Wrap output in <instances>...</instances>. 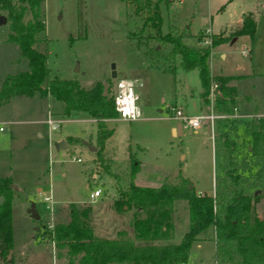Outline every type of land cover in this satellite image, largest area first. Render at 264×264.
Masks as SVG:
<instances>
[{
	"label": "rangeland",
	"instance_id": "obj_1",
	"mask_svg": "<svg viewBox=\"0 0 264 264\" xmlns=\"http://www.w3.org/2000/svg\"><path fill=\"white\" fill-rule=\"evenodd\" d=\"M259 1L264 4V0ZM170 2L172 0L158 3L161 32H165L171 19L180 27L184 20H190L188 29L191 34L207 25L205 7L208 4L210 8L213 0H184L181 4ZM41 11L43 28L34 47L45 54L50 73L63 79H75L83 88L104 83V93L109 97L113 95V82L121 75L129 80L137 73L142 85L134 83L133 86L136 95L134 107L138 111L135 120L108 124L113 128V135L108 140L113 146L112 159L110 150H105L104 146L102 154L109 174L102 173L93 161V153L88 150L87 144L96 148L93 142L95 126L88 116L75 111L64 115L67 117L61 121L59 128L49 134L47 150V128L42 121L47 112L63 115L60 109L53 108L59 103L36 94L31 97L12 96L0 104V123H4L2 128L5 129L4 133H0V177L8 172L11 183L19 189L10 207V253L16 260L15 264H67L64 258H56L50 242L40 237L42 223L49 230V211L35 189L46 191L49 184L54 202L51 225L61 223L64 216L67 221L70 204L78 209L88 207V224L93 234L106 239L114 237L118 227L119 231L130 233L133 210L127 211L125 217L117 222L109 208L110 200L117 195L116 188L125 182L121 172L126 170L127 150L146 165L158 166L162 173L160 176L158 170L155 172V169L145 166L137 173L133 184L157 186L164 176L167 175L165 179L171 178L176 170L174 168L178 171L183 168L191 173L193 187L207 190V193L211 183L205 171L211 173L212 165V171L218 174L220 159L218 141L210 138V128L205 121L201 122L196 134L184 129L179 136L171 135L169 129L173 120L169 118L165 106L170 102L180 105L187 115L196 113L199 109L196 94L200 92L198 74L194 69L180 71L176 58L173 72L161 71L151 64V60L145 61L141 55L142 48L135 46L133 40L127 37L128 32L138 25V17L128 4L119 0H42ZM257 30L256 36L260 40L264 37V24H260ZM6 33L3 23L0 25V82L5 74L12 75L26 69L18 48L5 40ZM198 33L201 35L198 41L189 37L182 38L181 42L189 47L203 46V40L210 34L204 33V30ZM240 42L236 40L230 45L216 47L220 52L209 55L208 71L211 75L233 74L227 84L233 85L236 90L233 112L236 110L242 117L218 119L212 133L219 132V125L225 126V129L235 127L231 137L242 149L245 146L243 143L247 145L250 142L245 123L256 118L264 122V48L259 45L252 56L244 58L239 54ZM111 64L114 79L109 75ZM189 91L195 95L185 97L182 102V95ZM204 107L209 108L205 104ZM37 133L40 137L36 136ZM65 136L76 137L79 143H70L66 149L56 148L54 142ZM136 145L142 149H137ZM94 188H98L101 194L89 198ZM258 189L262 193L252 207V214L264 218V178ZM29 206H32L40 222L41 230L37 235H34L35 223L29 218ZM183 229L181 218L176 224L174 238ZM210 255L209 246L196 249L192 244L185 264H212Z\"/></svg>",
	"mask_w": 264,
	"mask_h": 264
},
{
	"label": "trees",
	"instance_id": "obj_2",
	"mask_svg": "<svg viewBox=\"0 0 264 264\" xmlns=\"http://www.w3.org/2000/svg\"><path fill=\"white\" fill-rule=\"evenodd\" d=\"M119 1L128 4L138 17V25L127 37L142 48L143 58L151 60L161 71L173 72L175 58L180 71L194 69L204 103L213 80L216 92L211 99L212 113L232 115L236 90L227 83L233 76L209 74L208 55L212 48L232 36L251 38L254 31L251 17L242 16L240 27L229 35L210 34L208 45L189 47L181 42L182 38L190 37L186 30L167 23V29L161 32L158 3L163 0ZM41 2L0 0V15L5 17L7 29L5 40L18 48L26 63V69L5 74L1 79L0 104L12 96L37 94L59 103L63 115L75 111L88 116L95 126L93 161L103 174H109L102 149L111 134L104 120L116 118L112 96L101 93L100 83L83 88L75 79L59 78L49 72L45 54L34 47L43 28ZM200 36L198 33L193 37L198 41ZM244 127L250 142L242 149L231 137L235 127L212 135L218 141L220 155L213 195L196 194L189 179L178 171L157 186H135L132 179L138 163L127 155L126 170L121 172L124 185L116 188L117 195L109 208L116 214L133 210L129 234L116 231L114 237L106 239L94 235L88 224L90 208L78 209L70 204L67 221L56 222L51 231L42 223L40 237L52 242L56 258H64L67 264H180L186 262L192 244L204 241L213 244L212 264H264V218L252 214V207L262 193L258 186L264 178V122L260 118L250 119ZM64 141L79 143L76 137H66ZM13 196L10 178L0 177V264L8 261L12 247ZM181 218L184 229L174 238ZM33 222L37 235L40 222Z\"/></svg>",
	"mask_w": 264,
	"mask_h": 264
},
{
	"label": "crops",
	"instance_id": "obj_3",
	"mask_svg": "<svg viewBox=\"0 0 264 264\" xmlns=\"http://www.w3.org/2000/svg\"><path fill=\"white\" fill-rule=\"evenodd\" d=\"M182 1H184V0H177V1H172V2H170L171 4L172 3H178V4H181V2ZM262 6H264V4H263V2H260L259 0H213V3H212V6L209 8L208 7V4H206V7H205V9H206V17H207V25H205V26H203V27H200V28H198V30L194 33V34H191L190 32H189V21L190 20H188V22L186 23L185 22V20L181 23V27L180 26H176V24H175V21L173 20V19H171V21L170 22H167V23H172L174 26H176L178 29H184V30H186L189 34H190V37H193V36H195V34H198V32H200V31H203V30H207L208 31V33L209 34H219V35H222V36H226V35H229V34H231V32H233L234 30H236V29H238L239 27H240V22H241V18H242V16H244V15H246V14H248L250 17H251V19H252V22H253V24H254V31H253V35H252V37L251 38H246V37H244V36H232L231 37V41L230 40H228L227 42H224V43H221V44H218V45H216L214 48H212L211 50H210V52H209V55L211 54V53H213V54H215V53H219L220 51L218 50V49H215L216 47H218V46H220V45H222V44H228V45H230L231 43H233V42H235L236 40H240L241 42H240V49L242 48V47H244L245 48V52H246V55L244 56V58L245 57H248L250 54H251V56H252V54H253V52L257 49V46H259V45H261L263 48H264V37H262L260 40H259V37H257L256 35H257V29H258V26L260 25V24H264V11H263V7ZM213 15H214V17H213ZM189 37H187L186 39H188ZM193 40H195V38L193 37ZM196 42V41H195ZM198 43V42H197ZM244 44V45H243ZM239 49V50H240ZM240 54V53H239ZM209 55H208V57H209ZM241 56V55H240ZM241 57H243V56H241ZM209 60V59H208ZM145 61H146V59H145ZM149 68H151V66H149ZM153 69H155V68H153ZM155 70H157V69H155ZM215 75V74H214ZM218 75H221V74H218ZM233 75V74H232ZM232 75H221V76H232ZM114 77H115V74H114ZM118 78H125L126 79V77H124V76H122L121 75V77H118ZM132 78L133 79H129L130 81H132V84H133V86H134V83H137V85H142V83H141V78H140V76L137 74V73H134V75H132ZM113 85H114V82H113ZM113 89V88H112ZM199 91H200V89H199ZM199 94H200V92H197V94H196V96L198 97V107H199V109H198V111L196 112V113H192L193 115H196V114H200V113H204V112H208L210 109H211V100H209L208 99V96H207V102H202L201 101V97L199 96ZM195 94L192 92V91H189L187 94H183L182 95V102H184L185 101V97H188V98H192L193 96H194ZM174 96H175V94H174ZM168 103V105H173V106H175V104L174 103H170V102H167ZM204 104L205 105H207V107H209V108H206V107H204ZM177 107H179V108H181V110L183 109L180 105H176ZM58 108V109H60V105L59 106H53V108ZM52 108V109H53ZM165 108H166V106H165ZM50 113L49 112H47V114H46V116L47 115H49ZM51 115V114H50ZM49 115V116H50ZM52 119L53 118H56V119H59L60 120V123H61V121L62 120H64V119H66V117L67 116H64V115H61V116H56V114L54 115V113H53V115H51L50 116ZM233 117H242L241 115H238L237 113H236V110H235V112H233V114L230 116V117H228V118H233ZM46 118V117H45ZM90 119V118H89ZM45 120V119H44ZM91 121H92V123H93V120L92 119H90ZM125 121V120H121V119H117V118H115V119H106V120H104V123L106 124V126H108V128H110L111 129V134H110V136L109 137H107L106 139H105V144H104V149L105 150H110V158H111V155H112V151H113V146L111 145V143L108 141L109 140V138L113 135V128L111 127V126H109L108 124H109V122H117V121ZM134 121V120H133ZM43 123H44V121H42ZM108 122V123H107ZM127 122H129V121H127ZM59 123V124H60ZM177 122H175L174 120H173V125H171L170 126V131H171V135L172 136H179V135H181L182 134V129L180 128L179 130H177L176 129V124ZM1 124V126L4 124V123H0ZM45 124V123H44ZM208 124V123H207ZM215 125H216V123H215ZM59 126V125H58ZM209 126V125H208ZM59 128V127H58ZM200 129V128H199ZM198 129V130H199ZM217 129H219V132L220 131H224L225 130V126H222L221 127V125H219V127H217ZM198 130H196L195 132H192V133H194V134H196V132L198 131ZM4 131H5V129L2 131V132H0V133H4ZM209 131H210V129H209ZM215 132L217 131V130H214ZM212 135H213V133H212ZM212 135H211V131H210V138L212 139ZM36 136H38V137H40V134H38L37 133V135ZM66 137H69V136H65V137H63L62 139H59V140H63V142L65 143V141H64V139L66 138ZM58 139L55 141V142H57V141H59ZM45 141H46V138H45ZM235 142H237V140L235 139ZM47 144V143H46ZM237 144V143H236ZM248 144V143H247ZM86 145V144H85ZM87 145H90V144H87ZM86 145V146H87ZM243 145H246V144H244L243 143ZM67 146H68V144L67 143H65V145H64V147L62 148V149H66L67 148ZM91 146V145H90ZM47 150H49V145L47 144ZM93 147V146H92ZM136 148L137 149H142L141 147H139L138 145H136ZM58 149H60V148H58ZM94 150H95V148H94ZM90 151V150H89ZM48 152V151H47ZM90 152H93V151H90ZM127 155H131L130 154V152L127 150V153H126V162L125 163H127ZM218 155H219V153H218ZM134 156V155H133ZM134 158V157H133ZM219 158H220V155H219ZM112 159V158H111ZM135 160L137 161V163H138V168H137V170H136V172L134 173V176H133V179H132V181L135 179V177H136V175H137V173L139 172V171H141L142 170V168H144L145 166H146V168H152V170L153 169H155V172H156V170H158L159 171V173L161 172L160 170H159V167L158 166H153V167H150L151 165H146V163L145 162H143L142 160H140V159H137V158H135ZM220 160V159H219ZM219 163V162H218ZM126 168V164H125V166H124V169ZM176 169V170H175ZM217 169H218V165H217ZM148 170V169H147ZM150 170V169H149ZM174 170L175 171H178V169L177 168H174ZM174 171V172H175ZM179 173H181L185 178L187 177L188 179H189V181H190V183H191V186H192V189H194V192L196 193V194H199V195H203V194H205V195H213V192H214V188H213V180H214V178L219 174V170H218V174H215V172H213L212 171V165H211V170H210V172L211 173H209V172H207V170L205 171L206 172V177L207 176H209L210 177V190H209V193H207L204 189H200L199 187H193V185H192V175H191V173H188V171H187V169H185V170H183V168H180V170L178 171ZM158 173V172H157ZM161 174L162 173H160V176H161ZM8 177V178H10V175L8 174V172H6V175H4V177ZM165 177H167V175L166 176H164V179L163 180H165ZM11 179V178H10ZM162 180V181H163ZM12 181V180H11ZM196 182V181H195ZM133 184V183H132ZM11 185H12V187H13V194L14 195H17V193H19V189L18 188H16V187H14L13 186V184L11 183ZM133 185H135V184H133ZM138 185V184H137ZM137 185H135V186H137ZM48 186V185H47ZM138 186H141V185H138ZM144 187H146V186H144ZM37 190L38 189H35V191L37 192ZM101 194V193H100ZM99 194V195H100ZM98 195V196H99ZM97 196V197H98ZM114 199V198H113ZM111 201V200H110ZM110 211H111V213L113 214V216H114V218H117V222H120V220H121V218H124L125 217V215L124 214H126V212L125 213H121V214H116L115 212H113L111 209H110ZM255 216H257V217H261V216H259V215H257V214H255ZM65 218V216L63 217V220L61 221V223H64L66 220L64 219ZM32 220V219H31ZM128 220V219H127ZM127 223H128V221H127ZM120 230V228L118 227L117 228V231H119ZM33 237V239H34V236H32ZM31 237V238H32ZM194 246H195V248L196 249H201V247L203 246V245H205V246H209L210 247V257H212V252H213V244H212V242H210V241H204V242H200V243H195V244H193ZM13 256L11 255V253H10V251H9V256H8V261L6 262V263H3V264H15V259H13L12 258ZM211 262H212V258H211ZM185 264V263H184Z\"/></svg>",
	"mask_w": 264,
	"mask_h": 264
},
{
	"label": "built area",
	"instance_id": "obj_4",
	"mask_svg": "<svg viewBox=\"0 0 264 264\" xmlns=\"http://www.w3.org/2000/svg\"><path fill=\"white\" fill-rule=\"evenodd\" d=\"M263 11H264V6ZM204 33H208L207 30H204ZM204 45H208V37L206 40H203ZM240 55L245 56V48L242 47L240 49ZM208 99L211 100L213 93L216 92V84L215 82H211L208 86ZM136 99V95L133 92V84L132 81L125 79V78H117L115 80L113 85V95H112V107L114 111L116 112V118L125 120V121H133L137 117L138 111L134 107V101ZM166 109L169 111V118L180 124V128L182 130L188 129L192 132H195L201 127V122L205 121L208 123L211 135L212 130L215 127V122L218 119H224L228 118L231 115H224V114H214L212 113L211 109L208 112L196 114V115H187L182 112L181 108L177 106H170L167 105ZM45 126L47 128L46 131V143L49 145V134L53 132L55 129L58 128V125L60 123L59 119L51 118L49 115L46 116L44 120ZM4 129L2 128L0 124V132H2ZM71 159L79 162L80 159L71 157ZM38 195L41 196V199L43 202L46 203V209L49 211V221L47 223V226L49 227V231L52 230L53 225L50 224L52 221V214H53V201L51 199V193L49 189V184L47 186L46 191H37ZM101 191L98 188H94L89 193V198L97 197ZM52 246V242H50ZM53 248V246H52ZM184 264V263H180Z\"/></svg>",
	"mask_w": 264,
	"mask_h": 264
},
{
	"label": "water",
	"instance_id": "obj_5",
	"mask_svg": "<svg viewBox=\"0 0 264 264\" xmlns=\"http://www.w3.org/2000/svg\"><path fill=\"white\" fill-rule=\"evenodd\" d=\"M4 22H5V17H4L3 15H0V25L3 24ZM231 40H232V39H231ZM231 40H230V41H231ZM109 75H110V77H111L112 79L115 78V77H114V71H113V65H112V64L110 65V74H109ZM104 89H105V84L102 83V90H101V93H102L103 95H105V93H104ZM176 124H177V125H176V129L179 130V129H180V124H178V123H176ZM54 145H55L56 148H60V149H62V148L64 147L65 143L63 142V140H59V141H57V142H54ZM88 150H90V151H94V147L88 145ZM28 210H29V218L32 219V220H34V221L38 220V217H37L35 211L32 210V206H29V209H28ZM35 230H36V228H35Z\"/></svg>",
	"mask_w": 264,
	"mask_h": 264
}]
</instances>
